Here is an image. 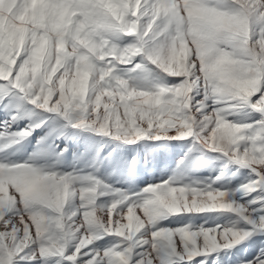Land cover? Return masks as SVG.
Listing matches in <instances>:
<instances>
[{"label":"snow or ice","instance_id":"obj_1","mask_svg":"<svg viewBox=\"0 0 264 264\" xmlns=\"http://www.w3.org/2000/svg\"><path fill=\"white\" fill-rule=\"evenodd\" d=\"M0 264H264V0H0Z\"/></svg>","mask_w":264,"mask_h":264},{"label":"rangeland","instance_id":"obj_2","mask_svg":"<svg viewBox=\"0 0 264 264\" xmlns=\"http://www.w3.org/2000/svg\"><path fill=\"white\" fill-rule=\"evenodd\" d=\"M81 148H82V145H75V146H74V150H80ZM179 158H180V156H179V155H176V156L171 160V162H170V164H169V167H170V168H175V167H176V161L179 160ZM202 175H207V173H202ZM164 178H167V177H164ZM238 179H239V178H237L236 180H233V183L238 182ZM140 186L143 187L144 185L141 184Z\"/></svg>","mask_w":264,"mask_h":264}]
</instances>
